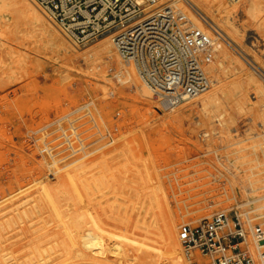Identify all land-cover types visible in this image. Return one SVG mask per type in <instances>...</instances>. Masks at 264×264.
<instances>
[{
  "label": "rangeland",
  "instance_id": "obj_1",
  "mask_svg": "<svg viewBox=\"0 0 264 264\" xmlns=\"http://www.w3.org/2000/svg\"><path fill=\"white\" fill-rule=\"evenodd\" d=\"M166 1L157 0L158 4ZM256 1L262 9L257 19L261 22L248 19L243 11L244 26L238 43L223 31L218 33L230 51L263 83L264 68L260 65L264 66V0ZM183 5L178 6L186 8ZM247 9H251L249 3ZM199 12L212 27L219 28ZM41 14L78 54L93 50L100 41L84 43V47L77 45L45 13ZM212 57L202 65L210 82L208 89L219 90V107L205 118L191 108H186L185 117L169 113L163 116L152 107L154 104L141 100L134 88L116 84L112 75L116 61L109 71L111 87L105 94L99 76L87 70L81 61L80 69L72 68L66 60L55 65L41 40L27 33L22 19L0 0V201L6 199L0 206V254L7 264L58 261L53 260L55 255L49 251L44 259H39L41 253L32 244L34 237H28L23 228L26 225L34 229L36 225V230L44 228L58 236L63 230L75 234L78 258H71L72 264H132L130 254L124 252L122 233L126 234L127 245L135 243L143 254H155L166 263L165 246L158 234L169 207L178 215V222L174 220L169 225L175 240L180 225L194 226L217 213L236 215L244 226L264 227V218L251 212L253 205H245L244 198L233 195L228 184H207L212 180L209 174L216 176L217 171H224L223 166L236 173L229 167L227 153L237 151V147L242 149L238 154L246 156L244 160L249 163L239 167V176L245 177L250 173L248 168L256 165L253 160L261 161L264 149V95L252 86L238 84L219 68L213 73L206 71ZM257 59L261 64H257ZM109 89L113 95L107 97ZM219 115L226 120L228 134L216 122L222 119ZM232 143L237 144L230 147ZM78 159L81 160L72 162ZM49 168L55 172L50 174ZM260 170L264 166L254 169ZM41 176L47 180L31 186L26 200L22 199L24 195L7 199ZM192 186L198 188L190 192L208 191L190 198V192L180 193ZM43 187L62 222L43 195ZM183 195L187 198L177 202ZM204 196L208 200L197 201ZM19 203L27 208V213H32H26L30 217L24 218L18 211ZM3 208L6 210L2 211ZM187 211L191 213L186 214ZM245 212L250 223L243 215ZM145 229L149 230L144 233ZM138 231L145 235L143 240ZM141 241L143 245L138 246ZM179 249L182 264L185 259L190 264H211L214 258L185 254ZM242 249L254 254L249 237Z\"/></svg>",
  "mask_w": 264,
  "mask_h": 264
},
{
  "label": "built area",
  "instance_id": "obj_2",
  "mask_svg": "<svg viewBox=\"0 0 264 264\" xmlns=\"http://www.w3.org/2000/svg\"><path fill=\"white\" fill-rule=\"evenodd\" d=\"M29 1L77 45L112 35L119 58L156 96L177 103L209 88L202 64L221 36L196 9L186 6L202 28L175 0ZM114 80L120 86L129 82L124 72ZM248 237L254 254L242 249ZM177 240L185 254L214 257L211 264H264V227L244 226L236 215L217 213L194 226L182 224Z\"/></svg>",
  "mask_w": 264,
  "mask_h": 264
},
{
  "label": "bare ground",
  "instance_id": "obj_3",
  "mask_svg": "<svg viewBox=\"0 0 264 264\" xmlns=\"http://www.w3.org/2000/svg\"><path fill=\"white\" fill-rule=\"evenodd\" d=\"M3 1L8 3L9 6L14 10L16 15L20 19H22L24 25L26 26V32L29 34L36 35V37H38V39L41 40L42 47L50 53V59L53 61L55 65H59V63L62 60H66L69 62L72 68L80 69L81 64H79V62L81 61L83 65L87 68V70H89L92 73H96L99 76L100 87L102 88V93L104 94L107 88L111 87L110 86L111 78L109 77V71L112 67V63L116 61L118 62V65L112 73L113 77L118 75L121 72H124L128 76V79H129V82L127 83L125 88L126 87L134 88L141 100L154 104V106L152 107L157 109L159 114L161 113V115L163 114V116L164 114L169 113L173 115L180 114L182 115V117H185V114L187 112L186 108H191L192 111H197L200 117L205 118L208 112H210L213 109H217L220 105L222 98L219 93V90L212 89V88L196 96H190V97L183 98L181 101L177 103H172L169 100L170 97L158 96V95L156 96L148 88V86H146L136 76L133 69L130 66H127L125 63H123L122 60L119 58L115 50V47L113 45V42H112V38H113L112 35L103 36L93 50L89 49L91 51H86L83 54H78L76 53V49L60 35V33L55 29V27L49 24L44 19L43 15L41 14L43 13V11L39 10V11H42L40 13L38 11L39 8L36 5L34 7V5H32V3H30L27 0H3ZM175 1L177 5H181L182 3H184L185 4L183 5L184 7L189 6L190 8L201 11L202 13H204V15H207L208 17L207 16L206 17L212 20L213 23L218 24L219 28H217V31H223L225 36L234 43L239 42L238 37L243 32L244 23L242 22L244 20V17H241L244 14L243 11H245V13L247 14V18L252 19L253 21L257 20L258 16L262 12V9L260 8L258 1L256 0H230L231 3H227L226 0H185V1L175 0ZM247 3H249V6H251L250 10L248 9L246 10ZM182 9L187 15L188 19L194 24L195 27L202 28L200 27L201 26L200 22L197 19H195L191 11L188 10V7L186 8L182 7ZM215 18H218V19L215 20ZM197 22H199L198 24L200 26L197 24ZM258 22H261V21L259 20ZM223 40L224 39H222V37L219 38L218 41L216 40L217 43L216 44L214 43V45L212 46L211 56L213 57H212V61L206 64V71L213 73L216 70V68H219L223 73L229 74L231 77H234L238 84L252 86L255 88L257 93L259 94L261 93V95L262 94L264 95V85H263L264 82L262 83L261 80L258 79V76L252 71V69L248 68L236 55H234V53H232V51H230V49L228 48L229 45L226 46V43L224 42L225 40L224 41ZM86 45L87 44H84L82 45V47ZM254 60H256V58H254ZM257 62L256 63L258 65L261 64L259 63L258 59H257ZM262 65L260 66L264 68V66ZM109 90L110 92L106 93V95L107 94L113 95L111 89ZM157 98H160V100L158 101ZM143 105H146V104H144L143 102ZM148 107L146 109H148ZM150 111H153V110H150ZM221 115H219V118L220 119L222 118V119L218 121L216 120V122L218 123V126L222 130L225 129L226 130L225 133L228 134V128L226 127V120H224ZM229 138L232 140L231 137ZM236 144L237 143H232L230 147ZM107 145L108 144H106V146ZM237 149H238L237 151H231L226 154V159L229 163V167L231 166L233 170L235 169L236 173L232 172L231 169L223 166L224 171H217L216 176L209 174L212 180L207 181V184L215 183L218 181L219 183H221L219 184V187H221L222 184L224 183L228 184L233 195H239L240 197L244 198L245 205H248V204L253 205L251 208V212H254L257 217L264 218V170L254 171V169L262 168L264 166V149L262 148L261 150V156H262L261 161L258 158L254 159L253 161L256 162V165L248 168V171L250 173L246 175L245 177L239 176L242 172V170L239 167L249 162H246V160H244L246 156H241L238 154L239 151H242V149L240 147H237ZM79 160L81 159L74 160L72 162H77ZM54 163L56 162H53L52 164ZM52 164H49V166L52 167L53 166ZM49 172L50 174H53L55 170H52L51 168H49ZM156 175L159 176L157 173ZM156 179L158 180L159 177H157ZM46 180H47L46 177L41 176L32 185L24 187V188H19L17 191L9 194L7 199H19L20 196L24 195L22 199L26 200V198L29 196L27 191L30 189V187L33 185H40L43 183V181H46ZM221 180L223 181L220 182ZM158 184L160 183L158 182ZM196 188L198 187L192 186V187H189L188 189L181 190L180 193H185V192L188 193L190 192L191 189H196ZM207 191H208L207 189H200L198 191L188 193L187 197L190 198V197H194L197 195H202L203 193H206ZM43 195L48 200L51 206V209H53V212L55 213L57 220L62 222V218L60 217L55 205L50 199V195L47 193L46 188L44 189V187H43ZM163 195L165 197V204L167 205L165 206L168 208L170 205H168L169 203H168L167 197L165 194ZM187 197L183 195L182 197L183 199L181 200L176 199V201L177 202L182 201L186 199ZM5 200L6 199L0 201V206L3 205L2 203H4ZM206 200H208V197L204 196L202 199H199L197 201H206ZM29 205L30 204H27L26 206H29ZM17 207L19 209L18 211L24 216V218L25 217L28 218L30 217L29 215L32 214V213L29 214L30 211L27 213L26 211L27 208H25V206L21 203H19ZM5 210L6 208H3L2 211H5ZM26 213L29 215H27ZM180 213H181L180 215L183 216L182 212ZM190 213L191 212H188V211L186 212V214H190ZM158 214H160V212ZM243 215L246 217L247 223H250L249 217H247V212H245ZM174 220L178 222V215L176 214L174 210L171 209V207H169L168 212H167V217L165 218L164 225L162 223L163 228L161 230V233L158 234L160 236V239L164 243L163 245L165 246L163 257L166 259V263L162 262V260H160V258L155 256V254H152V255L143 254L142 251L139 250V247H135L136 246L135 243H130L132 245H127V241L125 238L126 234L122 233L121 237L125 240L124 245H126L125 247L126 250H124V252L126 254L127 253L130 254L129 256L130 263L132 264H182L180 261L181 259H180V249H179L181 247L177 240V235H176V240H175L173 238L174 235H172V232L170 231V227H169V225L172 224ZM34 223L38 224L37 221ZM34 223H31V224L34 225ZM26 226L27 228H25L24 226L23 228L26 230L28 237H32V238L34 237V239H32L33 241L32 244L36 248V251H40L41 253L40 255H38L39 259H42V258L44 259L46 257V254L48 255L47 251L54 254L55 257L57 258L55 259L54 257L53 260L55 261L58 260L54 264H72L71 258L72 259L73 257L76 259L78 258V256L75 253V248H76L75 247L76 238L74 236L75 234H69V233H66V230L65 231L63 230V232H61L62 234L58 236L53 232H48L46 231V229L44 230V228L43 230L42 229L36 230L37 229L36 225H35L36 229L32 228L31 225L30 226L26 225ZM154 227H155V224H154ZM144 231L142 230V232L144 233L147 232L146 229ZM136 233L140 238H142V240L145 238V235L143 233H139V231ZM131 235H134V234L132 233ZM143 243L144 242L141 241V243H139L138 246L143 245ZM0 264H7L5 258L1 254H0ZM44 264H53V263H51V261H47ZM184 264H190V263L185 259Z\"/></svg>",
  "mask_w": 264,
  "mask_h": 264
}]
</instances>
